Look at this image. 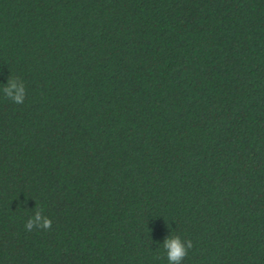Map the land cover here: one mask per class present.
<instances>
[{
	"label": "trees",
	"instance_id": "1",
	"mask_svg": "<svg viewBox=\"0 0 264 264\" xmlns=\"http://www.w3.org/2000/svg\"><path fill=\"white\" fill-rule=\"evenodd\" d=\"M169 235L264 264V0H0V264H168Z\"/></svg>",
	"mask_w": 264,
	"mask_h": 264
},
{
	"label": "clouds",
	"instance_id": "2",
	"mask_svg": "<svg viewBox=\"0 0 264 264\" xmlns=\"http://www.w3.org/2000/svg\"><path fill=\"white\" fill-rule=\"evenodd\" d=\"M13 89H16L15 93ZM4 93L7 97L11 98L15 103L20 104L23 103L25 97V87L24 84L21 83L19 87H17L16 83L12 78H9L7 85L3 88ZM41 210H36V215L34 218H30L25 225L28 231H31L37 222L43 220L41 224H39V228L50 229L52 225V221L48 217H41ZM163 247L166 252V257L168 260V264H181L183 259L186 257L188 250L193 247V243L190 239L182 240L179 235H169L163 242Z\"/></svg>",
	"mask_w": 264,
	"mask_h": 264
}]
</instances>
